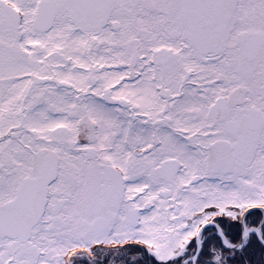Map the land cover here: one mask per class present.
<instances>
[{
	"label": "snow or ice",
	"instance_id": "6c2138e0",
	"mask_svg": "<svg viewBox=\"0 0 264 264\" xmlns=\"http://www.w3.org/2000/svg\"><path fill=\"white\" fill-rule=\"evenodd\" d=\"M0 264H264V0H0Z\"/></svg>",
	"mask_w": 264,
	"mask_h": 264
}]
</instances>
